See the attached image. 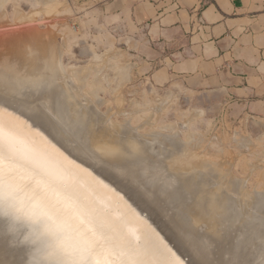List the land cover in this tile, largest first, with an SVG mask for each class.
Wrapping results in <instances>:
<instances>
[{
    "label": "bare ground",
    "instance_id": "obj_1",
    "mask_svg": "<svg viewBox=\"0 0 264 264\" xmlns=\"http://www.w3.org/2000/svg\"><path fill=\"white\" fill-rule=\"evenodd\" d=\"M3 1L0 0V4H5L6 0ZM4 12L0 11L1 14ZM1 14L0 24H7L5 14ZM19 17L14 18V23ZM50 31L49 27L40 30L37 26L0 31V248L6 258L16 264H65L68 259L62 247L61 233L47 216L34 212L36 197L40 196L57 206L91 202L101 216L138 222L142 239L148 245V254L143 257L146 259L163 262L171 258L178 264H238L242 256L236 260L235 255L242 250L226 260L217 251L222 258L216 253L221 260L216 263L219 259L212 247L216 250L217 243L224 248L228 239V244L234 240L235 244L231 243L235 248H243L246 255L253 253L255 264H264L258 260L262 253L264 255V204L252 211L263 202L264 194L245 191L242 186L245 179L242 184L241 179L236 181L234 177H227L231 167L226 162L230 168L225 171L227 174L223 171L227 167L222 164L225 159L220 163L224 169L218 165L219 161L213 162L216 168L213 165L208 168L211 162L207 160L209 164L206 165V160L196 159L202 156L196 155V151L195 158L187 150L200 142L194 143L192 134L186 135V141H180L177 134L181 130L166 125L168 135L162 131L165 135L157 138L154 134L160 129L158 127L152 135L149 132L139 135L133 132L137 129L129 127L130 122L124 120L127 125L124 121L122 125L107 122L110 114H103L105 118L102 113H97L101 100L96 109L92 104V107L86 105L85 99V106L82 105L79 99L82 97L83 100L85 96H81L80 90L92 98V94L96 96V88L86 90L91 82L85 81L89 75L81 72L84 69L75 72L71 70L74 67L70 68L74 86L83 88L78 89L80 92L67 82L60 58L63 43L61 46L53 44ZM103 60L106 64L107 57ZM99 70L97 74L94 71V77L102 71ZM56 82L59 87L55 86ZM51 87L57 89L50 90ZM22 90L38 93L42 99L41 109L16 97ZM161 101L159 104H163ZM159 104L154 105L158 107ZM155 107L149 110L158 111ZM163 108L165 111L166 107ZM158 109L160 114L161 108ZM150 116L153 115H149L151 119ZM149 118L148 122L151 121ZM189 118H192L191 114ZM142 119L147 121V117ZM245 142L241 145H246ZM231 160L234 161L233 157ZM36 222L50 225L58 241L55 244L47 241V232L40 230L39 233ZM136 226L133 223L132 227ZM157 238L169 255L151 249L150 242ZM226 250L224 255L228 253Z\"/></svg>",
    "mask_w": 264,
    "mask_h": 264
},
{
    "label": "rangeland",
    "instance_id": "obj_2",
    "mask_svg": "<svg viewBox=\"0 0 264 264\" xmlns=\"http://www.w3.org/2000/svg\"><path fill=\"white\" fill-rule=\"evenodd\" d=\"M3 2H5V0ZM0 9V11H5V18H7V20H5L8 21L9 24H7L9 26L11 25L10 27L7 26L6 22L2 25L0 24L2 26L0 27V31L10 30L21 26H32L34 28L37 26V29L40 30L49 27L51 30L49 35L51 34L50 36H52L54 39V42L52 41V43H56V46H61L63 43V47H61L62 54L60 58L63 70L66 71L65 74H67L66 77L68 80L70 79L69 81L67 80V82H70V85L73 87L74 81L70 76V71L72 70L79 72V70L84 69L83 71L81 70V72H87L86 74L89 75L85 81L89 83L91 82V84L86 87V90H93V87L98 89L97 91L96 89L94 91L96 96L92 94L91 98L88 94H86V97L84 90H80L83 88H77L74 86V88H76L74 90L78 92L82 91L80 92V94H82L81 96H85L83 100L81 99L82 97H79L81 99H79V102L81 101L82 105L85 106V103L87 102L86 105L92 104L94 107H98L101 100V105L97 109L95 107L97 113L100 112L102 115L106 114L107 116L110 114L111 116H108L109 119H106L107 122L112 121L120 125L123 124L124 120L128 123L130 122L128 124L130 125L129 127L137 129L133 132L139 135L145 132H149L148 134L152 135L156 133L155 129H157V127L158 129H162V127L165 128L162 130H157V133L154 134L156 137L158 136L157 138L162 137L165 135V133L168 135L170 132L168 131L169 129H167L166 125L170 127L172 125L181 130L177 134L180 141H186V135L192 134L194 137L192 135L191 137L194 138V143L199 142L200 140L198 143L199 147L196 145V143L194 144L192 142V144L195 146L191 145L190 148H197H191L193 149L192 151L190 148L187 150H189L194 155V157L196 155L200 157L202 156V158H196V156V159H201L203 162L206 160V165L211 162L212 164H209V166H207L208 168H212V165L214 168V163L216 162L217 164L218 161L219 166L226 164L225 166L227 167L224 169V165H222L221 169H224L223 171L225 172L231 167L229 174L225 172L227 175H229L227 177H234L236 181L241 179V181H239L242 184V179H245L244 184L242 185L243 188L245 187V191L250 193V191L253 192L255 190L256 193H260L261 195L264 194V191L261 192L264 190V176H261L264 175V124L259 123L257 119L251 117V114H248L247 109L244 107L235 104H232V106L225 105L222 100L223 95L220 93L197 94L196 90L193 92L191 87L186 85V83L182 80V77H177L174 67L175 62L173 59H171V57L167 56L168 49L152 48L154 49L153 51L157 52L150 54L148 52L149 49L147 46L143 45L141 39H139L140 37L137 36L134 30H127L123 28L118 31L113 30L111 28V22L101 21L100 14L96 12L94 8L90 9V6L85 4L84 0H6L5 4H0ZM17 10L21 13L19 12V14H17ZM31 13L32 15H30ZM4 14L1 15L3 16ZM18 15H20V19H17V21H15L16 23H14V18H16ZM53 33L54 35H52ZM52 38L49 40H52ZM101 57L102 60H106L107 57L106 64L104 63V60L101 63L102 60H99ZM100 63L104 65L101 66ZM92 64L95 65L93 66ZM86 66L90 68L88 69ZM71 67L76 68L70 70ZM93 67L96 70V74L99 69L102 70V73L99 70L100 73L94 77L95 70H92ZM77 68L78 70H76ZM103 74H106L107 76H104ZM57 84L59 83L56 82L55 86H58ZM52 89L54 90L57 88L51 87L50 90ZM25 90H22L23 92H19L21 98L24 100H29L28 102H32L34 105H40V103H42V99L40 98L41 96H39L38 93L33 92L32 94L31 90ZM102 90L103 93L101 94ZM45 93L47 92L45 91ZM166 95H170V99ZM96 97L98 98V101ZM93 98H95L96 102H98L97 105L95 100L93 101ZM158 98L159 100H157ZM160 98L164 102H162ZM91 100L95 103V105L93 102H91ZM166 100H168V102ZM159 101H161L160 103L163 104H159ZM165 102H167V104H165ZM157 103L160 105L158 107L161 108L160 114L158 112V107H155V105H158ZM136 106H138V108H135ZM163 106L166 107L165 111ZM152 107H155L158 111H155L154 108V112L151 111ZM149 108L151 109L149 110ZM139 109H142V112ZM195 111L200 112V114L198 112L195 113ZM156 112L159 114V116L156 114ZM149 113L153 115L150 116L151 119L149 118ZM190 114L193 119L189 118ZM104 117L107 118L106 116ZM142 118L146 119L147 121L143 120ZM148 118L151 120L149 121L151 126L148 124ZM188 118L189 122L191 120H193V122L189 123L187 120ZM125 121L124 124H126ZM141 121L148 123H144L143 126ZM186 126L188 127L186 128ZM162 131H165V133H162ZM161 134L163 135L161 136ZM146 139L149 138L147 137ZM242 141H246V145L243 144L245 146L241 145L244 143ZM236 143H240L241 146H238V144L236 145ZM194 152H196V155ZM222 154L224 158L222 157ZM232 154L233 156H231ZM232 157L234 161L231 160ZM221 159L223 161L225 159V162H222ZM221 162L222 164H220ZM226 162L229 163L230 167H228L229 165ZM150 163L152 164V162ZM255 164L256 166L253 169L252 167ZM248 165H252V167H249ZM230 174H232V176ZM260 189L261 191H259ZM263 204L264 199L263 202L257 204L258 207L256 205L252 211L255 212L257 210L256 208H260ZM166 206H168V204H166ZM231 242L235 244L234 240ZM231 242L228 244L227 239V242L224 245L227 248H223L222 246H218L215 241L216 250H214L215 247H212L215 255L217 251H220L221 255L223 256L222 258L221 255L217 253L220 256V259L222 258L223 260H226L228 256L232 257L233 254L235 255L236 252L242 250L241 253H236L237 256L235 255V257H237L236 260L242 256L240 261L238 260L237 263L240 262L238 264H243V262H247L246 264H255V256L252 255L253 253L246 255V252L243 250V248H235L234 244ZM217 247H220L221 249H218ZM263 247L264 246H262V248ZM226 249L228 250V253L230 252L229 255L228 253H226L227 255H224V250ZM263 251L264 248L262 249V252ZM210 252L213 253L212 249H210ZM218 255L216 256L218 257ZM244 255H246V257H244ZM261 256H263V258ZM261 256L260 257L262 259H260V257L258 258L260 262L264 261L263 253ZM243 258L246 259L243 261ZM220 259L217 260L216 263L220 262Z\"/></svg>",
    "mask_w": 264,
    "mask_h": 264
},
{
    "label": "crops",
    "instance_id": "obj_3",
    "mask_svg": "<svg viewBox=\"0 0 264 264\" xmlns=\"http://www.w3.org/2000/svg\"><path fill=\"white\" fill-rule=\"evenodd\" d=\"M84 1L113 30H134L150 54L168 49L193 92L220 93L264 124V0Z\"/></svg>",
    "mask_w": 264,
    "mask_h": 264
},
{
    "label": "snow or ice",
    "instance_id": "obj_4",
    "mask_svg": "<svg viewBox=\"0 0 264 264\" xmlns=\"http://www.w3.org/2000/svg\"><path fill=\"white\" fill-rule=\"evenodd\" d=\"M34 212L47 216L61 233L68 257L65 264H178L171 258L163 262L143 258L148 254V245L142 239L139 223L101 216L91 202L57 206L38 196ZM133 223L137 225L135 228ZM150 245L155 252L169 255L158 238Z\"/></svg>",
    "mask_w": 264,
    "mask_h": 264
},
{
    "label": "water",
    "instance_id": "obj_5",
    "mask_svg": "<svg viewBox=\"0 0 264 264\" xmlns=\"http://www.w3.org/2000/svg\"><path fill=\"white\" fill-rule=\"evenodd\" d=\"M16 97H20L21 98V96H20V93H19V95L17 96L16 95ZM21 99H23V98H21ZM24 100V99H23ZM29 100H27L26 99V101L25 102H28ZM22 102H24V101H22ZM29 103H32V102H29ZM33 104V103H32ZM32 107H36L37 106V108H39V109H41V107L39 106V105H31ZM35 225H37V231L40 233V230H45L47 233H46V238H47V241H49L50 243H56L58 240L57 239H55V233H54V231H51L50 230V225L49 226H47V225H45V223H43L42 222V225H43V227H42V225H39L37 222L35 223ZM53 244V247H55V245ZM17 262L16 261H9L7 258H6V255H5V253H4V251L2 250V248H0V264H16Z\"/></svg>",
    "mask_w": 264,
    "mask_h": 264
}]
</instances>
